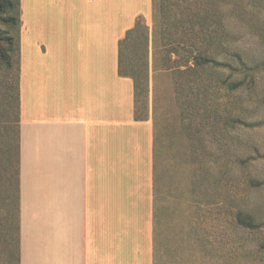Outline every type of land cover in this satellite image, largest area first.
<instances>
[{"label": "crops", "instance_id": "0c3cea01", "mask_svg": "<svg viewBox=\"0 0 264 264\" xmlns=\"http://www.w3.org/2000/svg\"><path fill=\"white\" fill-rule=\"evenodd\" d=\"M19 11L16 137L1 145L17 264H184L166 229L180 206L193 233L212 220L189 211L211 204L212 190L161 186L152 71L145 114L119 71L120 42L140 18L151 48L154 0H20ZM193 237L184 241L222 236ZM199 249L190 263L245 264L241 252Z\"/></svg>", "mask_w": 264, "mask_h": 264}, {"label": "rangeland", "instance_id": "374dc122", "mask_svg": "<svg viewBox=\"0 0 264 264\" xmlns=\"http://www.w3.org/2000/svg\"><path fill=\"white\" fill-rule=\"evenodd\" d=\"M173 3L174 19L160 29L159 46L174 48L173 57L180 62L201 52L213 56L218 65L186 74L154 73L151 44L153 108L164 143L161 186L211 189L213 193L211 204L189 209L191 215L194 210L198 216L212 213V220L199 218L193 233L186 220L188 209L180 206V224L165 234L181 239L174 247L179 246L184 264H193L190 253L197 246L200 252L209 247V252H241L245 264H264V0H166L164 11L171 12ZM185 9H190L194 24L187 34ZM140 19L135 37L125 48L123 68L128 73H135L134 66L143 67L141 41L148 21ZM12 59L9 68L0 57V264H17L15 241L8 239L15 237L8 235L6 218H2L9 187L2 173L6 159L1 157V145L12 144L16 137V52ZM135 75L140 78L142 74ZM235 82L240 84L232 86ZM150 90L149 86V95ZM144 97L137 104L139 114L147 111ZM11 184L13 193L14 178ZM193 236L222 237L198 245L184 241ZM197 260L208 264L212 258L198 256Z\"/></svg>", "mask_w": 264, "mask_h": 264}, {"label": "trees", "instance_id": "16d2710c", "mask_svg": "<svg viewBox=\"0 0 264 264\" xmlns=\"http://www.w3.org/2000/svg\"><path fill=\"white\" fill-rule=\"evenodd\" d=\"M166 4V0H154V33H153V70L155 73L160 71H178L191 73L194 70H197L199 67L204 68L206 65H216L218 61L213 56L204 53H196L189 54L188 58L185 62H180L179 59H175L173 57L174 48L172 49H164L162 46H159L160 39V29L165 28V25L171 24L174 19V6L173 3L171 5V12H165L164 6ZM187 4V3H186ZM189 5V4H187ZM20 0H0V23L3 24L4 27H1L0 24V57L5 61L7 67H13V59L12 54L17 53L19 49L18 44V30L20 27ZM165 14L168 16L165 17ZM190 9L184 10V24L183 27L185 29V33H189L193 30L194 24L191 25ZM141 20V19H140ZM140 20H138L136 27L131 29L126 37L122 39L120 42V74L124 76H130L135 81V92L137 97V102L139 103L140 98L144 95L143 102L146 104V108L148 105V96H149V82H150V32L147 25H144V34L142 35V44L144 46V61L143 67L139 68L134 66L133 72L128 73L127 70L123 68V59L125 58L126 50L131 41L135 36L136 28L140 25ZM195 23V22H194ZM135 53V52H134ZM237 54V53H236ZM225 66L226 64H220ZM230 66V64H227ZM136 73H140L142 75L136 76ZM144 81V84H141ZM241 82V81H240ZM240 82H235L232 86H238ZM155 124H156V141L158 145V152L160 151V142H161V133L159 126V119L157 113H155ZM160 176L159 177V186H160ZM187 188H195V187H187ZM241 220V219H240ZM18 262V258H17Z\"/></svg>", "mask_w": 264, "mask_h": 264}]
</instances>
